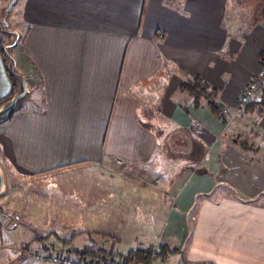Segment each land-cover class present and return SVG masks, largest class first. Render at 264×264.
Masks as SVG:
<instances>
[{
	"label": "crops",
	"instance_id": "0c3cea01",
	"mask_svg": "<svg viewBox=\"0 0 264 264\" xmlns=\"http://www.w3.org/2000/svg\"><path fill=\"white\" fill-rule=\"evenodd\" d=\"M9 1L0 0V16ZM238 2L16 0L10 16L22 42L15 58L30 93L0 124V163L13 181L7 208L18 206L16 194L24 193L16 186L29 180L118 162L127 171L164 148L181 172L165 175L163 187L159 177L146 176L155 182L138 188L143 206L157 215L144 221L138 201L127 206L125 182L118 198L92 200L87 215L89 223L125 226L131 215L134 226L101 244L76 236L64 248L91 244L106 256L95 260L118 264L160 245L180 252L151 264H264V85L235 115L264 64V12L238 26ZM2 41L0 101L12 91ZM193 79L207 94L198 106L178 88ZM236 137L256 151L234 144ZM192 208L193 223H183ZM18 256L12 264H40Z\"/></svg>",
	"mask_w": 264,
	"mask_h": 264
},
{
	"label": "rangeland",
	"instance_id": "374dc122",
	"mask_svg": "<svg viewBox=\"0 0 264 264\" xmlns=\"http://www.w3.org/2000/svg\"><path fill=\"white\" fill-rule=\"evenodd\" d=\"M239 1L237 7L241 21L238 20V26H242L244 23L243 19L247 21L251 13L255 18L260 16L261 5L264 4V0ZM10 13L7 15V20L11 27L15 29L12 25L13 20ZM230 13L231 11H229L228 15ZM233 18L234 13L230 15V20L233 21ZM0 37L3 40V44L13 39L11 35L3 33L1 28ZM11 52L14 57L18 56L20 58L19 45L11 49ZM159 134L163 138L168 136V133L160 132ZM252 147L257 149L254 145ZM172 156V153L167 152L163 148L159 151V157H154L151 163L135 166L127 171L124 170L122 165L113 163L106 169H103V167H86L69 170L52 178L44 176L32 179L25 182L26 185L24 186H16L17 188L19 187L16 189L18 193L23 191L24 194H16L18 206L14 204L9 209L5 204V199L8 191L12 188L13 181L10 178V169L0 163L5 181V190L0 195V264H12L15 257L21 252L24 242L48 233L67 238L73 233L83 231V234H78L77 236L88 240L93 238L97 244H101L106 240L107 235L117 237L120 228L129 230L130 227L134 226V219L131 215L130 221L128 220L129 222L126 226L122 223H89L90 219L87 215V208L92 200L96 199V202L102 204L105 199H113L112 197L114 196L118 198L119 188L125 182L123 197L127 206L133 207L135 202L138 201L140 207H143V213L141 212L140 214L144 221L148 218V213L157 215V213H151L150 209L143 206L141 202L144 200L145 193L142 190L138 191V188H145L149 182H155L146 176L159 177V187H163L166 182L165 175L173 176L180 173V160ZM142 177L143 179L141 180ZM163 199L164 196L162 197ZM22 200H25V205H22ZM1 202L5 204L3 207ZM158 208L161 210L163 207L159 206ZM195 210L196 208H192L191 211L182 213L183 223H193ZM161 214L162 212L159 213V215ZM121 231L123 230L121 229ZM44 246L50 247L49 250H44ZM65 250L64 246H61L56 239L51 237L45 243L34 242L31 244L24 253V258H29L36 262L34 259L35 254L65 252ZM174 259L178 258H172L166 261L165 264H173Z\"/></svg>",
	"mask_w": 264,
	"mask_h": 264
},
{
	"label": "trees",
	"instance_id": "16d2710c",
	"mask_svg": "<svg viewBox=\"0 0 264 264\" xmlns=\"http://www.w3.org/2000/svg\"><path fill=\"white\" fill-rule=\"evenodd\" d=\"M264 16V13L262 14ZM158 38H160L159 36H157ZM22 42V35H20L19 37V41L17 45H21ZM1 54L3 57L4 62L6 63V69H7V59L1 49ZM11 81H12V91L10 93V95H8L7 97H5L4 99H2L0 101V106L7 102L15 93L16 91V83L15 80L13 79V77L8 73ZM264 85V84H263ZM179 90L182 92H186L189 96L193 97L194 99V104L195 106L199 105V100L201 98L206 97V93L205 90L203 89V85L201 83H199L198 80L193 79L192 81H183L179 84ZM264 89V87H263ZM264 97V90H263V96ZM208 105L210 106V108L212 110H214L213 112L218 115V111H216V107L215 105L211 102L208 101ZM234 144H238L242 149L247 150V151H255L256 149L252 147L251 144H248L245 140L241 139L240 137H236L233 140ZM78 234H83V231H79L76 233L71 234L69 237L67 238H61L58 237L56 234L53 233H48L44 236H38V237H34L33 239H31L29 242H26L23 246H22V250L19 253V256L17 258L18 261H22L24 259V253L26 252V250L28 249L29 245L33 242H38V243H45V241H47L48 239H50L51 237H53L54 239L57 240V242L61 245V246H69L72 242V240L78 235ZM92 245L90 244V246L87 247H83L81 249H76V248H72V247H68L65 252L68 254H74L80 258H90V259H94V258H102V260L105 259V255L101 250H92L91 249ZM50 247H46L44 246L43 249L44 250H49ZM180 251L177 248H170L167 245H160L157 248H149L146 250H137V251H133L130 252L124 256L121 257V259L123 260L124 263L129 264L131 262H134L135 264H151V262L153 260L156 259H160L163 260L164 258H166L169 255H174V254H178ZM196 264H208V263H196Z\"/></svg>",
	"mask_w": 264,
	"mask_h": 264
},
{
	"label": "water",
	"instance_id": "95a60500",
	"mask_svg": "<svg viewBox=\"0 0 264 264\" xmlns=\"http://www.w3.org/2000/svg\"><path fill=\"white\" fill-rule=\"evenodd\" d=\"M16 0H10L5 14L0 16V28L3 33L11 35L13 39L10 42L4 43L2 45V51L7 59V71L13 77L16 83V91L14 95L5 103L0 106V124L7 121L9 117L18 110L24 101L29 96V87L25 74L21 72L17 67V61L14 57L11 49H13L19 41L20 34L17 30L13 29L7 20V15L11 12ZM264 12V8L261 9ZM5 190V181L3 171L0 167V195Z\"/></svg>",
	"mask_w": 264,
	"mask_h": 264
},
{
	"label": "built area",
	"instance_id": "2783aa9c",
	"mask_svg": "<svg viewBox=\"0 0 264 264\" xmlns=\"http://www.w3.org/2000/svg\"><path fill=\"white\" fill-rule=\"evenodd\" d=\"M264 84V64L258 69L250 82L244 87L237 101L235 115L242 113L252 101L258 89ZM120 164L119 162L117 163ZM34 259L41 264H118L112 261H100L90 258H80L66 252L35 254Z\"/></svg>",
	"mask_w": 264,
	"mask_h": 264
},
{
	"label": "flooded vegetation",
	"instance_id": "af4514ba",
	"mask_svg": "<svg viewBox=\"0 0 264 264\" xmlns=\"http://www.w3.org/2000/svg\"><path fill=\"white\" fill-rule=\"evenodd\" d=\"M261 7L264 8V4H262ZM262 8H261V9H262Z\"/></svg>",
	"mask_w": 264,
	"mask_h": 264
}]
</instances>
